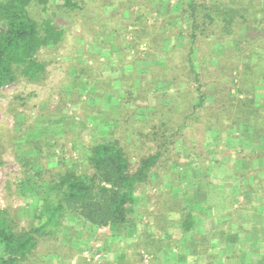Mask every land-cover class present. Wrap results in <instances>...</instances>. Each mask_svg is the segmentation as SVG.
Instances as JSON below:
<instances>
[{
	"label": "trees",
	"instance_id": "trees-1",
	"mask_svg": "<svg viewBox=\"0 0 264 264\" xmlns=\"http://www.w3.org/2000/svg\"><path fill=\"white\" fill-rule=\"evenodd\" d=\"M95 1L97 7L92 8L93 13H88L89 17L85 18L83 27L91 33L92 38L99 32L103 41L99 45L100 48H109L111 52L116 50L121 62L123 57L130 53L125 49L137 53L141 43L148 49L144 60H156L159 51L165 57L169 53L162 50L176 49L175 45H170L172 38H183L185 41L186 49H182L185 53L178 64L172 61L171 55L166 59L167 65L164 68L152 67L139 74L145 77L148 75L151 79L146 85H141L140 91L143 94L138 95L141 99H144V94L153 91L158 76L178 94L177 85L181 82L178 74H183L187 80L195 82L198 101L194 105H191L190 101L184 104L180 111H176L177 106L173 99L166 98L172 103L168 106L162 105L166 95L153 91L154 95H157L156 106L137 105V110H134L126 108L122 97L119 105H111L108 111H105V118L101 123L109 126V130L89 148L86 163L90 172L85 173L66 168L62 172L46 176L41 170H33V165L40 158L42 134L45 133H34L33 124L25 126V121H17L15 129L7 131L9 135L6 138L4 135L0 137V167L4 164L2 154L6 151V146L12 147L16 159L23 167L16 191L20 194L28 193L34 205L31 223L26 229L18 227L15 216L8 208L0 209V264H31L32 260L37 259L35 254L38 243L45 239L55 240L62 223L70 218L87 226L91 233H96L100 228H107L109 236H117L118 241L123 242L121 247L114 246L110 249L116 252V259L113 262L104 260L101 264H162L157 254L166 251L169 245L166 246L160 239L165 228L157 222L161 215L171 212L178 213L177 222L182 232H190L199 227V238L194 239L196 248L193 252L200 260L203 258L204 264H214L209 249L217 245L212 235H218V231H212V235L206 233L199 218L203 213L194 212L188 202L184 204L185 195H189L187 191H194V188L189 187L190 185L182 188V177L178 174L173 173L166 184L161 178L171 171L172 165H176L171 162L169 155L170 147L175 145L180 131L175 125L185 122L184 127L189 116L196 115L207 101L208 95L203 92L200 82L202 73L198 67L199 61L192 58L199 39L207 38L212 43H220L240 36L241 32V36L246 38L244 44L251 46L249 48L254 55H264V0H185L176 13L171 10L170 0ZM79 5L78 0H0V94L4 87L16 82L43 84L47 77L46 62L39 58V53L41 50L56 49L61 45L66 35L62 22L73 23L77 11L81 8ZM184 20L188 23L187 27H183ZM109 21H114V24L109 25ZM96 28L98 29L95 33ZM163 40L169 43L162 44ZM99 56L101 51L90 53V58L95 61V57L98 59ZM252 56L253 54L247 55L241 66L232 68L241 77V87H235L224 65H218L219 69H216L214 74L211 73L212 82L218 87L215 92H209V106L214 111L215 123H220L224 116L228 121L231 120V127L237 132H240V128L244 129L242 126L246 124L256 138L251 144L263 145L261 149H252L249 154L239 155L236 161L241 164L234 162L235 175L240 178L242 198L237 208L229 210L231 218L235 217L238 210H264L261 203V196H264V92L255 94L256 84L263 81L251 71L248 60ZM216 59L221 63V57ZM108 62V57L98 60L96 72L100 71L102 64ZM133 70L135 77H141L136 75V68ZM255 70L263 75L259 67H255ZM76 72H88L90 76L91 67H80ZM249 76L255 80L252 83L255 85L254 90L247 85L246 77ZM110 84L109 79L104 82L101 87L103 93L110 91ZM233 88L236 89V96L231 93ZM130 95L129 92V97ZM255 97L263 101L261 105L254 101ZM230 98L236 100L235 106L229 102ZM57 111H60L58 107ZM17 115L19 113L14 111V118L18 119ZM126 122L131 124L128 126ZM138 122L140 125L136 126ZM208 123L213 126L210 120ZM218 126L222 132L221 123ZM128 136L131 137L133 145L139 143L146 147L150 143L146 148L147 152L128 151L125 144ZM246 143L249 142H242L243 145ZM46 145L51 147L50 142ZM19 147L21 151L19 150L18 154L16 149ZM240 151L244 149L241 148ZM246 162L247 171H241L242 163ZM260 176L263 178L259 179ZM248 184L250 186L245 187ZM176 187L181 188L183 197L179 198L173 191ZM162 188L165 190L161 191ZM155 189H158V192L151 193ZM199 189L195 190V195ZM141 197L146 203L154 205L153 211L148 213L154 219V230L150 234L146 224L140 240L135 244H127L124 242L127 232L137 230L139 218L135 212ZM237 218L231 223L241 232L245 219ZM246 223L248 226L249 222ZM217 228H221V224L218 223ZM61 248L51 249L49 245L50 251H45L46 256L53 257L58 264H94L72 247L65 250ZM223 248L218 254L226 253V247ZM106 249L104 247L103 250ZM141 250L145 254L140 252ZM229 256L232 257L231 254Z\"/></svg>",
	"mask_w": 264,
	"mask_h": 264
},
{
	"label": "rangeland",
	"instance_id": "rangeland-1",
	"mask_svg": "<svg viewBox=\"0 0 264 264\" xmlns=\"http://www.w3.org/2000/svg\"><path fill=\"white\" fill-rule=\"evenodd\" d=\"M78 1H80L79 7L81 6V8L77 11V17L74 19L73 23H69L68 21L62 22L66 35L61 45L56 49L41 50L39 53V58L46 62L47 77L43 84H31L25 83L24 81L16 82L4 87L0 94V137L4 135V138H6L9 135L7 131L15 129L17 121H25V126L33 124L34 133L37 131L45 133L42 134L43 144L40 147V158L36 160V164L33 165V170H41L46 176L56 172H62L66 168H70L78 173L90 172L86 163L89 148L95 141L99 140L100 137L107 134L109 126L101 123L103 118H105V111H108V107L111 105H119L122 97H124L123 101L126 103V108H132L134 110H137V105L156 106V94L154 95L155 92L153 91L166 95L165 99L162 100V105L168 106L174 101L177 106L176 111H178V109L180 111V109L184 107V104L190 101L191 105L196 104L198 101L195 94V82L193 80H187L183 74H178L181 81L180 84L177 85L178 94L173 92L170 85L161 80L158 76L155 81L156 84L153 86V91L144 94V99L138 96H142L143 94L142 91H140L141 85H146L151 81L148 75L145 77L139 74L148 71L152 67H157L158 69H161V67L164 68L167 65L166 59L171 55L172 61L178 64L181 56L185 53L183 50L186 49L184 48L185 41L183 38L179 40H174L172 38L170 40V45H175L174 47H176L177 50L170 51V48H168V51L162 50L163 52L169 53L165 57L163 53L159 51V57L157 55L156 60L153 57V59L144 60L147 56L148 49L146 45L141 43L138 46L137 53L132 52L130 49H125L126 52L130 51V53H127L122 59L123 62H121V57L119 58V53L116 50H112L113 52H111L109 48H100L99 45H101L103 41L101 34H99V32L96 33L98 28L94 30L96 34L94 38H92L91 33L83 27L85 18L89 17L88 13H93L92 8L97 7V2L95 0ZM184 1L185 0H170L171 10L175 13L178 12ZM113 24L114 21H109V25ZM187 25V21L184 20L183 27H187ZM245 40L246 38L241 36V32L240 36L223 40L220 43H217V41L212 43L207 38L199 39L198 45L195 47L196 52L192 58L199 61L198 67L202 73L200 82L203 92L208 95L206 98L207 101L205 105L196 112V115L193 116L191 114L189 116L184 127L183 125L185 122L175 125L177 130L179 127L180 131L176 137L175 145H171L170 147L171 150L169 155L171 162H174L176 165H172L173 168L171 171L168 174L162 175L161 178L165 182L171 179L173 173L178 174L182 177L181 186L183 188L184 181L198 180L200 178L199 176L202 174V168L209 165V179L206 180L209 181V188H211L209 189V196H214V199L222 200L223 196H227V194L230 195L228 203L215 205L221 207V209L223 208V210L216 208L214 212L209 213L210 216L215 217L214 222L216 224L213 226L211 224L208 225L209 222L202 219V223L204 224L203 229L206 233L212 235V231H218V235H212L213 239L217 241L218 249L217 251L215 250L214 253L212 248L209 249V254L213 257L212 263L216 260L222 262L226 261L227 263H229V261H236V255L234 254H231L232 257L229 256V254H218L225 246L222 240L221 228L225 231L229 230V222L225 223V225L222 224L219 229L217 228V224L220 223L221 218L225 216L224 213L226 211L224 208L227 207L226 213H228L229 210L237 208V204L242 196L241 194L236 195L237 190L234 188L231 196V185L225 188V194H223L222 190H216L218 188L213 189L211 186L218 185L221 183V178H228L231 171H235V168H229L228 165L230 166V164L232 165L234 162H237L236 160H238L237 158L239 155L243 156L251 153L252 149H261L263 147L261 143H254L255 148L253 147V142L251 141H255L256 138L253 136L252 130L245 133L243 129L240 128V132H237L231 127V120L229 119L228 121L224 116L220 121L223 131L220 132L218 126L220 123H215L214 111H212L209 106V92H215L218 88L212 82L213 75L211 73L214 74V71L219 69L218 65H224L223 67L229 71L228 77H231L235 83V87H241V77H239L237 71L232 68L235 66L238 68L239 65L241 66V64L245 62V57L247 55L250 56L253 54L248 60V63L252 67L251 71L257 74V78H260L259 80L262 79L263 81L261 84H256V86L252 85L255 80L249 76L246 77L247 85L252 90H254L255 86V94L264 92V55L263 53L254 55L251 48H249L251 46L244 44ZM165 43H169V41L165 42V40H163L162 44ZM257 50L259 51L260 49ZM93 51H101V56H99L98 59L95 57L97 62L105 57L109 59L108 63L101 65L98 73L96 72L98 63L90 58V53ZM215 56L217 58L221 57V63L217 62ZM130 62L133 63L130 64ZM86 66L91 67L90 76L88 72L85 74H77L76 71H79L80 67ZM255 67H259V70L263 73L262 76L260 75V71L255 70ZM134 68H136V75L141 77L138 78V76L135 77L133 75ZM108 79L111 82L110 91L103 93L104 90L101 87ZM129 92L131 93L130 97ZM231 93L233 96H236V89L233 88ZM224 95H226V92H224ZM166 98H171L173 100H167ZM230 99L229 102L235 106L236 100ZM254 101L257 104L260 103L259 105L263 102L258 97H255ZM57 107L60 111H57ZM14 111L19 113V115H17L18 119L14 118ZM137 116V119H139L140 117L138 114ZM208 119L210 123H213L212 127L209 126ZM176 120L177 117L175 122ZM179 120L182 121V118ZM125 124L129 126L131 123L129 122L128 124L126 122ZM137 125H140V123L138 122L136 126ZM242 127L246 128L248 125L243 124ZM117 134H119V131ZM128 135L130 134L128 133ZM244 140L249 143L243 146L242 149H244V152L241 151L242 153H239ZM47 142L51 143V147L46 145ZM125 144L128 151L138 153L147 152L146 148L150 145V143L147 144L146 147L145 145H139V143L133 145L130 136L125 140ZM16 150H18L17 153L19 154L21 148L19 147V149ZM2 160L4 164L0 167V209L8 208L10 213L15 216L18 227L26 229L31 223L34 203L28 193L22 192L20 194L16 191L17 183L21 180L23 167L16 159L13 148L10 146H6V151L2 154ZM262 178L263 176L259 177V179ZM229 179L230 178L226 180L229 181ZM180 187H176V189L174 188L173 190L179 194V198L183 197ZM164 190L165 188H162L161 191ZM156 192H158V189L151 191V193ZM187 192L190 193L189 190ZM231 197H233V199ZM261 197H263L261 198V203L264 205V196ZM186 202L187 201H185L184 204ZM153 208V204L146 203L141 197L140 203L136 204L135 212L139 218L136 228L137 232L129 230L127 232V238L124 241L125 243H137L143 235L144 226L146 224L149 225L147 230L152 229L151 227H153L154 219L152 215L148 213L153 211ZM177 214L171 212L169 214L166 213L167 216L164 217L159 215L161 218H159L157 222L158 225L162 222H166L164 225L161 224L164 228L167 226V223L168 225L172 224L164 230L170 232L173 238L179 235V227L175 226V222H177L179 218ZM175 215H177L176 218H174ZM218 216H220V218H218ZM235 219L236 216H232L231 221ZM246 221L245 219L241 226L245 230L249 228L247 227ZM263 226L264 224L262 227ZM195 229L198 228L195 227ZM240 234L243 235V231H241ZM109 235L110 232L107 228H100L96 233H91L87 226L70 218L62 223L60 233L55 237V240L54 238L53 240L45 239L38 243L35 254L37 258L35 259L37 261L36 263L58 264L53 257L46 256L45 251H50L49 245H51V249L52 247L56 249L62 247L61 249L65 250L67 247H72L94 264H101L104 260L113 262L117 254L110 249L114 246L121 247L123 242L118 241L119 238L117 236L111 237ZM262 236L264 239V232ZM171 239L172 238H169V240ZM240 241H242V239H240ZM174 242L173 240L169 242V244H174ZM102 247L103 249L104 247L107 249L103 250ZM95 249L101 250L95 252ZM142 251L143 250L140 252ZM260 252L264 253V249H261ZM164 254H166V257H162ZM178 254L179 249H177V246H169L166 251L159 252L157 257L162 264H175V262L181 264L179 263L181 258L178 257ZM184 255L186 256L187 253L182 252L181 256ZM196 258V263L198 264L200 258L197 256ZM229 258L231 260L228 261ZM260 258H264V255ZM202 259L199 264H204ZM35 260H32L31 264L35 263ZM145 263L146 262H144V264Z\"/></svg>",
	"mask_w": 264,
	"mask_h": 264
},
{
	"label": "crops",
	"instance_id": "crops-1",
	"mask_svg": "<svg viewBox=\"0 0 264 264\" xmlns=\"http://www.w3.org/2000/svg\"><path fill=\"white\" fill-rule=\"evenodd\" d=\"M248 127L243 129V132H248ZM242 132V133H243ZM248 144V143H246ZM243 146H245V144L241 146V148H243ZM255 147V146H253ZM244 152V151H242ZM241 151H239V153H242ZM237 164H241V162H237ZM234 164H230V166L228 165L229 168H233ZM243 167L240 168L241 171H247L248 168V163L246 162V164L242 163ZM255 165V164H254ZM253 166V165H252ZM251 167V166H250ZM257 168V167H254ZM236 171V170H235ZM235 171H231L230 175L228 178L229 181H227L226 179L228 178H221V183H219L218 185H212L211 187L214 188H218L216 190H222L223 194H225V188H228L231 185V196H232V190L233 188L236 191V195L241 194L242 190L241 189V184H240V178L238 179L237 176L235 175ZM202 174L199 177L198 180H186L184 181V188H186V186L194 188V191H190L189 195H185L186 197L184 198V201H187L192 209L194 210V212L197 213H203L202 215H199L200 221L202 222V219L206 220L209 224H211L212 226L214 224H216L214 222V216H210V212H214V210L217 209H221V207L215 206L216 204H224V203H228L229 202V198L230 195L227 194V196H223L222 200L221 199H214V196H209V181H206L209 179V165H207L205 168H202L201 170ZM237 178V180H236ZM169 180L165 181L164 183H168ZM187 182V183H185ZM234 183V184H233ZM182 184V183H181ZM204 184V187H203ZM217 184V183H216ZM221 184V186H220ZM251 184V183H250ZM250 184H248L245 187L250 186ZM228 186V187H227ZM199 187H201L199 189ZM221 187V188H220ZM199 189L196 193L197 195H195V190ZM234 190V191H235ZM238 192V193H237ZM253 193V191H252ZM188 194V193H187ZM193 194V195H192ZM235 195V196H236ZM234 196V195H233ZM178 197L179 194H178ZM233 199V197H231ZM145 201V200H144ZM227 205V204H226ZM225 211L227 212V207L224 208ZM223 210V208L221 209ZM223 212V211H222ZM224 213L225 216H223L221 218V221L219 224H223L225 225V223L229 222V230H227L225 232V230H222V240L223 243L225 244V251L227 254H234L236 255V261L232 262L229 261V263H227L226 261L222 262V261H218L216 260L214 262V264H264V258H260L263 257L264 253L260 252L261 249H264V239L262 236V233L264 232V226L262 227V225L264 224V210H253V209H247L243 211H237V214H235L236 217L238 218H243L246 219L249 224L247 227H249L247 230L242 229L243 231V235H241L240 231L238 230V228L236 227V225L234 223H231V217L229 216V213ZM229 212V211H228ZM169 214V213H167ZM167 216V215H162ZM177 215L174 216V218H176ZM161 218V217H160ZM218 218H220V216H218ZM237 218V219H238ZM165 219V218H164ZM204 220V221H205ZM231 221V222H230ZM151 223V221H150ZM166 222H162L161 224L164 225ZM204 224L202 223V226ZM149 226V225H148ZM175 226L179 227V235L177 237H172L170 232H167L166 230L161 232V236L160 239L167 243L166 246H177V249H179V254L178 257L181 258V261L179 263L181 264H197V258L196 256L193 254V249H195V242L194 239L195 238H199V227L198 229H193L190 232H182V229L179 226L178 222H175ZM170 227V225H168L165 227L166 229ZM152 229L149 230V233H153L154 228L151 227ZM137 232V231H136ZM162 237V238H161ZM169 238H172L171 240H169ZM240 239H242V241H240ZM165 240V241H164ZM175 241L174 244H169V242ZM215 245V244H214ZM212 246V245H211ZM213 247V246H212ZM213 249V253L215 252V250L217 251L218 246H214ZM224 249V248H223ZM167 250V249H165ZM222 250V249H221ZM220 250V251H221ZM182 252L187 253V255L185 256H181ZM225 253V254H226ZM162 257H166V254H164ZM232 262V263H230ZM175 264H178V262H175Z\"/></svg>",
	"mask_w": 264,
	"mask_h": 264
}]
</instances>
